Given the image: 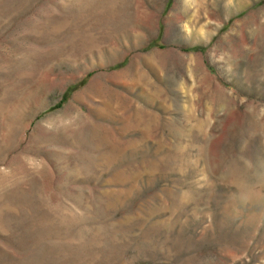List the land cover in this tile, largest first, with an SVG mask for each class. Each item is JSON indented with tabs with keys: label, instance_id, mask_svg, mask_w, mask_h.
<instances>
[{
	"label": "rangeland",
	"instance_id": "1",
	"mask_svg": "<svg viewBox=\"0 0 264 264\" xmlns=\"http://www.w3.org/2000/svg\"><path fill=\"white\" fill-rule=\"evenodd\" d=\"M0 264H264V0H0Z\"/></svg>",
	"mask_w": 264,
	"mask_h": 264
}]
</instances>
